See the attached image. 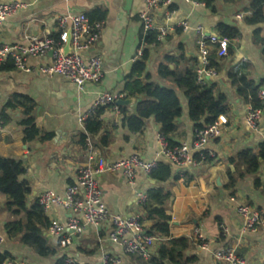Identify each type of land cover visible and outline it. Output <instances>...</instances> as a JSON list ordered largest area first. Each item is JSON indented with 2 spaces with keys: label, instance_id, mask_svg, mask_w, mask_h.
<instances>
[{
  "label": "crops",
  "instance_id": "obj_1",
  "mask_svg": "<svg viewBox=\"0 0 264 264\" xmlns=\"http://www.w3.org/2000/svg\"><path fill=\"white\" fill-rule=\"evenodd\" d=\"M251 1L215 0L212 8H206L190 0H172L169 7L158 6L150 13L156 28L169 29L167 36L157 44L143 45L141 40L146 37H143L140 16L146 12L145 0H0V5L14 2L25 5L0 24V47L26 46L25 36L36 39L57 36L61 31L58 18L70 13L84 14L92 22L102 23L94 49L78 53L84 60L91 56L100 58L102 78L96 84H86L82 90L60 76L37 73L39 67L50 65V54L28 58L30 73L8 67L12 64L10 61L0 63V157L21 162L24 174L20 180L29 186L27 208L43 193L63 196L67 187L75 184L77 171L87 165V156L102 158L108 163L132 155L145 162L160 159V127L154 118H148L139 132H133L128 126L142 100L135 95L137 82L175 89L181 116L174 122L170 141L176 147L190 148L196 129L189 120L185 97L157 74L160 65L175 69V64L167 58L176 63L178 70L193 69L202 85L212 87L214 95L224 96L227 102V113L218 124V134L205 146L210 160L185 169L170 166L173 176L178 178L175 181L171 178L163 185L170 192L169 236L154 234L157 240L147 257L125 255L119 245L111 244L108 221L96 227L84 226L80 221L83 227L80 234L66 230L61 237H53L47 228L46 239L55 255L39 258L6 235L4 225L17 218L6 211V197L1 194L0 253H8L14 262L23 264H55L60 259L70 260L72 264H100L105 255L118 259L120 264H143L157 259L160 247L172 238H188L192 242V232L198 229L208 249L201 250L192 242L181 264H224L211 255L220 248L233 250L247 264H264V227L246 230L237 213L238 205L254 211L264 210V162L260 161L258 171L250 175L236 163L238 155L245 151L257 154L259 146L264 144V110L258 130H250L245 123L249 103L237 96L228 78L229 72L240 66L241 73L254 86L264 85L263 47L254 34L258 32V38L264 40V19L254 26L246 23L253 15ZM237 15H243V19H236ZM262 15L264 18V5ZM180 23H185L186 28L178 27ZM220 24L235 28L238 35L227 42L231 55L227 53L223 59L218 58L215 75L207 77L203 74L202 58L209 62L216 47L206 41L201 54L197 45L200 36L195 30L200 28L205 37L220 38L216 32ZM67 32L68 29L63 31L65 40ZM139 50L147 51V58L144 72L137 76L133 68L140 60ZM102 93L121 96L117 101L131 100V103L118 107L117 111L112 105L92 111L94 100ZM13 99L32 107L31 116L38 133L32 141H24L20 126L25 119L22 105L8 106ZM89 121L93 123L90 132L86 126ZM97 184L109 215L137 216L145 230L151 227L137 202L139 194L157 186L148 176L139 172L132 186L121 173H105L97 177ZM44 214L49 222L55 220L60 225H66L72 217L55 206Z\"/></svg>",
  "mask_w": 264,
  "mask_h": 264
},
{
  "label": "built area",
  "instance_id": "obj_2",
  "mask_svg": "<svg viewBox=\"0 0 264 264\" xmlns=\"http://www.w3.org/2000/svg\"><path fill=\"white\" fill-rule=\"evenodd\" d=\"M172 0H145L146 12L140 16L143 37L149 33L155 34V42H161L167 36V27L156 28L150 13L158 6L169 7ZM25 8V5L14 2L0 5V24L8 17L12 16L17 10ZM236 19H243V15H237ZM57 24L62 32L58 39L46 37L36 39L25 36L26 46L4 45L0 47V63L10 61L16 70L30 73L32 70L27 66L26 61L30 57H41L50 54L51 63L49 66H42L37 69V73L46 76H60L72 84L78 90H82L86 84H96L102 78V63L99 57L91 56L84 60L79 56L80 52H89L96 46L102 29L101 22H90L84 14H66L58 18ZM178 27L185 29V23H180ZM68 29L70 32V54L64 55L65 37L63 31ZM200 36L198 49L204 53L205 42L216 47L217 58H224L227 55V40L218 37H205L200 28L195 30ZM145 45L144 39L141 40ZM142 55V50L137 52V58ZM204 67L203 74L212 77L215 72L209 69V62L202 58ZM197 82L201 84V79L197 77ZM121 96L102 93L94 100L91 110L96 111L101 107L112 105L113 110L117 111L116 101ZM256 98L260 103V108H253L250 104L247 107L245 123L252 131L258 130V123L264 110V85L258 88ZM84 119L81 120V122ZM218 134V124L195 130L194 140L190 148L172 147L159 135L158 141L161 148L160 159L152 162H145L137 155L117 162L108 163L102 158L87 156V165L77 171L75 184L67 187L64 195L59 197L53 193L46 192L38 197V204L46 212L51 206L58 207L69 212L72 217L66 225H60L57 221L49 222L48 233L53 237H61L66 230L73 234H80L84 226L96 227L108 221L110 231L108 240L113 245H119L125 255H140L147 257L149 249L153 246L156 237L148 235L139 217H119L109 215L103 202V193L97 184V177L105 173H121L129 185H134L139 172L148 176L159 163L185 169L205 162L207 142ZM197 155L198 160L192 155ZM146 201V194H139L137 202L143 206ZM237 213L244 221L246 230H253L256 227H264V210L254 211L247 206L238 205ZM192 242L201 250H207L202 235L198 229H194L191 235ZM2 238H0V243ZM213 259L224 264H247L242 258L229 248H220L211 252ZM66 264H72L70 260H65ZM1 264H23L6 260ZM100 264H120L118 259L108 255L102 257Z\"/></svg>",
  "mask_w": 264,
  "mask_h": 264
},
{
  "label": "trees",
  "instance_id": "obj_3",
  "mask_svg": "<svg viewBox=\"0 0 264 264\" xmlns=\"http://www.w3.org/2000/svg\"><path fill=\"white\" fill-rule=\"evenodd\" d=\"M192 2L202 4L206 8H212L215 0H190ZM225 2H238L241 0H224ZM264 0H252L250 8L253 10V15L247 20L249 25H258L262 23V7ZM90 22L92 19L88 18ZM216 32L220 38L227 41H233L238 31L225 25H217ZM255 39L263 47L262 54L264 55V40L258 38V32H255ZM62 35L60 32L52 38L58 39ZM145 44H157L155 42V34L149 33L145 38ZM231 48H227L228 56H230ZM147 51H144L140 60L134 65L133 72L140 76L145 70V62ZM223 59V58H222ZM216 53L213 51L209 57V69L216 72L218 63ZM168 62L175 64L174 70H169L165 65H160L157 70L158 77L169 82L174 88L182 92L187 102V112L189 120L194 124L196 130L202 129L213 124H219L227 113L226 98L222 95H214L213 88H207L197 82V74L193 69L178 70L176 63L167 58ZM11 63V62H9ZM12 65V64H11ZM8 67H13L12 66ZM228 78L231 85L236 88L237 96L245 103H249L253 108H260V103L256 98L259 87L253 85L245 74L241 73V67L233 68ZM135 95L142 97L141 102L136 107V116L128 122L130 130L139 132L144 122L153 117L159 125V135L166 141L170 148L176 147L170 141V135L175 127L174 122L181 116V106L175 89L168 87H160L156 84L148 83L141 85L137 82V90ZM132 96V95H131ZM22 100V99H21ZM25 101V100H22ZM13 104V105H12ZM22 105L24 108L25 119L20 126L23 128L24 141H32L37 136V130L34 125V120L31 116L32 107L24 103H16L13 99L8 106ZM93 123L87 122V131L90 132V125ZM97 125H95V128ZM192 157L198 160L197 155ZM210 159L205 156V162ZM264 162V144L258 148L257 154L253 151H245L237 156L236 163L245 168V174H255L259 169V162ZM24 174V168L20 161L1 158L0 157V194L6 197L5 209L13 217L17 219L4 225L6 235L11 239H16L18 242L31 249L39 258H51L55 255V251L48 244L45 232L49 226V221L45 217L42 207L35 202L31 207L27 208L26 199L29 194V186L26 182L21 181L20 177ZM148 178L154 181L157 186L148 190L146 201L142 206L146 220L150 221L151 227L145 230L148 235H158L161 237L169 236L170 217L168 207L170 201V192L164 188V184L171 178L177 180V176H173L169 165L159 163L153 169ZM231 182L229 185H233ZM155 234V235H154ZM192 242L188 238H172L166 246H161L158 251L157 259L151 260L149 263L143 264H181L183 256L188 252ZM13 261V258L8 253H0V264L4 261ZM189 259L188 261H190ZM137 261V260H136ZM55 264H66L63 259L58 260Z\"/></svg>",
  "mask_w": 264,
  "mask_h": 264
},
{
  "label": "water",
  "instance_id": "obj_4",
  "mask_svg": "<svg viewBox=\"0 0 264 264\" xmlns=\"http://www.w3.org/2000/svg\"><path fill=\"white\" fill-rule=\"evenodd\" d=\"M69 40H70V32L68 31L67 35H66L65 46H64V49H63V54L64 55H69L70 54L71 50H70V47H69ZM130 103H131V100H119L115 104H116V106L120 107V106L129 105ZM200 185H201V189H204V185H203L202 181H200Z\"/></svg>",
  "mask_w": 264,
  "mask_h": 264
}]
</instances>
